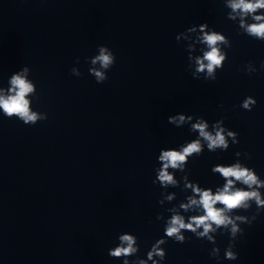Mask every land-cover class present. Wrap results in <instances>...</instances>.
Instances as JSON below:
<instances>
[{
    "label": "clouds",
    "instance_id": "1",
    "mask_svg": "<svg viewBox=\"0 0 264 264\" xmlns=\"http://www.w3.org/2000/svg\"><path fill=\"white\" fill-rule=\"evenodd\" d=\"M224 6L229 9L227 19L238 22L240 31L256 40L264 41V0H223ZM188 41L189 69L193 78L205 81H215L217 71L222 70L228 59L226 48H231V41L227 36L209 27L207 23L193 25L176 36V40ZM197 45H201V55H194ZM90 63L89 74L97 83H103L108 79L107 72L116 62L113 51L104 45L97 48V54L86 58ZM77 63L79 61L77 60ZM264 69V62H261ZM248 74L257 69L251 64L245 66ZM30 68L24 66L13 72L8 80V87H0V112L8 119H18L25 125H35L40 121L47 120L48 114L33 110L32 98L39 99L36 84L29 78ZM72 74L80 76L78 68H72ZM257 101L248 96L240 107L251 111ZM194 121V122H193ZM168 123L176 127L189 125L190 132L197 133L196 138L181 144L178 148L161 149L157 157L160 167L155 169L156 178L153 184H159L163 191L160 205L172 202L176 199V193L167 192L169 187H180V181L175 177V172H183L182 191H189V195L178 205L167 208L171 215L165 218L158 214L156 219L164 221V236L157 239L146 253V259L137 254L140 250L138 238L134 234H119L118 244L108 250V255L113 259L122 260V264H162L166 259V251L162 245L171 239L177 243H185L189 237L185 232H191L196 238L207 240L214 247L209 255L220 260L221 249L216 245V234L227 233L229 244L224 249V259L235 261L239 254L234 251L235 241L238 236L243 235L242 224L251 225L256 216L264 211V179L256 173L254 168L246 166L240 159L231 164H215L211 172L219 174L224 183L217 186L215 190L210 187H201L199 182L190 181L186 168L189 159L193 156L199 157L203 154L205 147L209 152L227 151L231 144H238V133L224 126L221 118L211 125L203 117H193L178 113L168 117ZM236 157L244 156L251 159L250 153L237 151ZM256 206V214L251 217L237 214L248 211L252 205ZM184 213H195L185 216ZM130 257H136L130 260Z\"/></svg>",
    "mask_w": 264,
    "mask_h": 264
}]
</instances>
